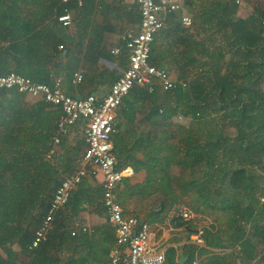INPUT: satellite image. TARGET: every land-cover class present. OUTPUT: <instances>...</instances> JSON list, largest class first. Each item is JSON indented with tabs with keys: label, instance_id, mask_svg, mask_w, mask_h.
Masks as SVG:
<instances>
[{
	"label": "trees",
	"instance_id": "trees-1",
	"mask_svg": "<svg viewBox=\"0 0 264 264\" xmlns=\"http://www.w3.org/2000/svg\"><path fill=\"white\" fill-rule=\"evenodd\" d=\"M79 1L0 0V72L51 84L38 78L37 67L50 62L37 53L45 30L36 29L50 19L59 22ZM186 1L194 31L181 34V49L170 56L179 78L169 91L158 83L136 85L124 99L113 136L118 168L147 172V184L156 186L145 200L161 213L187 205L181 197L189 190L209 208L227 212L228 227L215 234L211 227L204 240L230 253L208 264H264V0ZM29 5L41 21H22ZM219 114L216 121L212 116ZM178 117L190 122L181 158L178 138L165 135ZM59 118V110L42 100L0 90V264L31 261L42 246L59 250L49 236L29 248L62 181L47 159L50 151L63 150L53 142ZM184 225L195 232L193 223Z\"/></svg>",
	"mask_w": 264,
	"mask_h": 264
},
{
	"label": "crops",
	"instance_id": "crops-1",
	"mask_svg": "<svg viewBox=\"0 0 264 264\" xmlns=\"http://www.w3.org/2000/svg\"><path fill=\"white\" fill-rule=\"evenodd\" d=\"M33 9L29 5L24 10L22 21L31 23L43 19L37 12L33 14ZM190 9L185 1L181 11L162 15L164 28L155 36L152 45L150 62L166 69L174 81L179 78V70L171 62L170 56L181 49L179 44L173 47L183 37L181 34L185 30L194 31L193 26L188 29L180 23L183 14L190 15ZM69 14L72 23L68 27L59 22L53 23L50 19L36 29V32L45 30L44 37L37 44V53L50 62L37 67L38 78L43 80L48 77L50 81L61 78L66 93L75 98L90 94L105 96L128 66L127 53L123 51L120 55H114L112 50L122 47V39L128 31L139 29V7L132 0H83ZM76 72L83 74V80L77 84L72 82ZM119 114L120 110L117 117ZM177 119L183 120L180 117ZM83 127L84 122L78 123L71 128L69 137L74 138L75 130L83 131ZM78 136L75 139L80 138ZM85 148L86 144L82 154ZM78 167L79 163L75 169ZM148 179L145 170L135 171L133 177L123 181L117 193L125 215L136 216L150 224L152 245L165 251L164 264H189L191 257L194 264H208L210 258L230 253V250L208 244L207 240L202 246L191 242L190 230L184 222L171 217L172 205L161 213L157 203L151 199L145 200V193L156 186L152 182L147 184ZM103 180L101 172L88 175L74 191L70 204L55 216L48 240L52 246L59 247L58 252L42 246V250L31 255V261L22 258L18 264H110V251L116 244V235L103 206ZM181 198L196 215L192 221L195 227L212 226L214 234L218 229L225 230L228 227L227 212L209 208L198 191L189 190ZM64 229L68 232L60 241ZM208 240L212 241L210 238ZM14 249L19 250L17 246Z\"/></svg>",
	"mask_w": 264,
	"mask_h": 264
},
{
	"label": "built area",
	"instance_id": "built-area-1",
	"mask_svg": "<svg viewBox=\"0 0 264 264\" xmlns=\"http://www.w3.org/2000/svg\"><path fill=\"white\" fill-rule=\"evenodd\" d=\"M67 1V0H64ZM140 11V27L130 30L123 37L122 47L112 50L114 55L126 52L128 66L123 74L111 86L107 95L98 97L90 94L84 98H75L63 88L61 78L52 79L51 84L34 81L16 72H0V90L18 92L36 100H42L60 112L58 133L54 144H60L74 126L84 122L83 134L86 148L78 161L79 167L65 176L56 188L45 218L38 227L30 250L38 248L48 239L57 213L65 208L84 178L101 172L104 180L102 197L109 223L115 228L116 244L110 251V264H164L166 254L163 249L152 245L150 224L133 215H125L118 197V189L127 178L135 175L131 167L118 168V161L113 151V136L117 133V115L124 99L136 86L151 88L158 83L163 91L172 90L175 81L169 72L150 62L155 36L164 28L162 15L181 11L186 0H132ZM242 0H236L240 3ZM81 4V1H79ZM58 21L68 27L72 23L69 12L61 15ZM180 23L185 28L194 24L192 16L183 14ZM60 48H63L62 46ZM83 80L82 72H76L72 82ZM50 151L47 157L54 155ZM264 201V199H261ZM172 218L184 223H192L196 215L185 204L177 203L170 210ZM190 240L202 246L204 227L195 228ZM127 249V252L125 251Z\"/></svg>",
	"mask_w": 264,
	"mask_h": 264
},
{
	"label": "rangeland",
	"instance_id": "rangeland-1",
	"mask_svg": "<svg viewBox=\"0 0 264 264\" xmlns=\"http://www.w3.org/2000/svg\"><path fill=\"white\" fill-rule=\"evenodd\" d=\"M190 15L193 17V13H192V9L189 10ZM176 43L173 44V47H176L175 45ZM178 48V47H177ZM170 49V48H169ZM26 98L29 101H35L36 99H33L31 97L26 96ZM215 117L216 121H221V118L223 117V115H216V116H212ZM186 123V124H185ZM189 120L184 121L183 120H178V119H174L172 125L169 127L167 133L165 135L170 136V134H174L178 140H179V153H180V158L182 157V150L181 148H184L183 145V140H185V131H184V127L186 130H188V126L189 124ZM216 123V122H215ZM75 129V128H74ZM73 130V129H72ZM76 136L79 135L78 137L80 138H73V136H71V138L69 137V135L63 137L60 145L62 147V152H55V154L49 158L47 157V159H49L56 167L59 168V174L57 175L58 179L62 180L67 174L71 173L76 165H78V161L81 158V154H82V149L85 146V142L83 140L82 137H84L83 131L80 130H75ZM221 154V153H220ZM226 159V157L221 156L220 160H224ZM207 222V221H206ZM203 223V221H202ZM208 227V226H207ZM212 226H210V228H204L205 231H209L211 229ZM238 250V248L236 249ZM224 258L226 257V254H223ZM227 260V259H226Z\"/></svg>",
	"mask_w": 264,
	"mask_h": 264
},
{
	"label": "water",
	"instance_id": "water-1",
	"mask_svg": "<svg viewBox=\"0 0 264 264\" xmlns=\"http://www.w3.org/2000/svg\"><path fill=\"white\" fill-rule=\"evenodd\" d=\"M182 260H183V257L181 258V262H183Z\"/></svg>",
	"mask_w": 264,
	"mask_h": 264
}]
</instances>
